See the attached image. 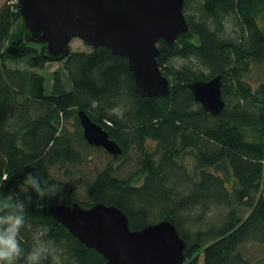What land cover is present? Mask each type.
Returning a JSON list of instances; mask_svg holds the SVG:
<instances>
[{
	"label": "trees",
	"instance_id": "1",
	"mask_svg": "<svg viewBox=\"0 0 264 264\" xmlns=\"http://www.w3.org/2000/svg\"><path fill=\"white\" fill-rule=\"evenodd\" d=\"M202 3L213 25L185 14L190 30L171 45L158 42L170 93L151 97L135 92L128 61L103 46L70 51L63 63L71 88L55 71L46 91L44 76L32 68L49 61L38 45L25 42L16 2L0 5L3 54L31 68L0 59V192L17 191L29 172L55 187V195L25 200V248L39 236L52 242L62 264H106L42 210L50 203L76 201L88 208L104 202L125 212L133 230L171 221L187 243L182 264H264V83L253 88L240 77L250 61L264 60V28L256 19L264 0ZM228 14L239 23L234 37L225 32ZM174 59L185 62L175 65ZM216 75L225 107L214 116L193 100L187 85ZM79 109L122 147L121 155L90 176L78 169L94 149L82 137ZM71 118L74 132L65 127ZM186 153L192 163L183 159ZM132 154L137 169L120 177L112 163ZM221 165L231 179L208 170ZM44 264H53L52 257Z\"/></svg>",
	"mask_w": 264,
	"mask_h": 264
},
{
	"label": "water",
	"instance_id": "2",
	"mask_svg": "<svg viewBox=\"0 0 264 264\" xmlns=\"http://www.w3.org/2000/svg\"><path fill=\"white\" fill-rule=\"evenodd\" d=\"M185 0H16L26 43L52 61L71 54L78 38L91 48L107 47L128 61L134 90L144 97L168 96L170 80L159 68L158 42L173 44L190 30L184 14ZM222 78L195 80L187 85L204 111L217 116L225 107ZM82 137L116 157L122 147L103 126L82 109L77 111ZM85 246L95 249L106 264H182L187 243L171 221L160 220L131 229L128 217L117 206L96 202L83 207L76 201L50 203L42 208Z\"/></svg>",
	"mask_w": 264,
	"mask_h": 264
},
{
	"label": "rangeland",
	"instance_id": "3",
	"mask_svg": "<svg viewBox=\"0 0 264 264\" xmlns=\"http://www.w3.org/2000/svg\"><path fill=\"white\" fill-rule=\"evenodd\" d=\"M12 1V0H11ZM16 2V0H14ZM6 2V0H0V5ZM203 0H188L187 5L185 6V14L187 15H192L193 18L197 20H204L207 24H211V18L204 14L202 10V3ZM256 19L257 22L264 28V5L258 7L256 9ZM224 24H225V32L226 34H229L230 36H235L237 35L239 31V23L236 22V18L234 14H228L224 17ZM19 31V27L14 28L12 36H16ZM5 44L0 46V59L5 61L7 65H10L12 67H18V68H27L31 69L29 65H27V62L24 59L20 60H13L11 58H6L5 55L3 54ZM91 47L88 46L85 42L81 41L78 38H73L70 43V51H90ZM64 60V59H63ZM183 62H185L184 59H174L172 63L175 65H180ZM36 72H38L40 75L44 76V83L46 86V91H50L52 88L53 84V72L59 71L60 74H62L63 77V84L67 89L71 88V84L68 81V76L65 72L64 69V63L63 61H52V62H47L45 65L42 67V69H35ZM242 80L245 82L249 83L253 88H256L260 83H264V60H252L250 61V69L246 73H242L241 76ZM65 127L70 129L72 132L77 130L75 126V120L74 118H71L66 121ZM92 150V153L87 157V161H85L83 164H80L78 169L80 168L81 170L85 171L87 174L93 173L100 171V169L104 168L110 161H111V156L110 154L106 153V151L102 148H95ZM132 159L125 157H122V159L113 162L112 166L113 168L118 169V175L120 177L122 176H128L131 172L135 171L137 169V158L135 155H131ZM183 159L185 161H189L192 163L193 161V155L190 153H186V155L183 156ZM208 170L211 171H216L218 174L227 176H230L231 179V174L229 172V169L226 168V166L221 165L219 168L216 170L212 167H210ZM79 197L83 196L82 190L77 191ZM65 197V195H64ZM202 264V263H201Z\"/></svg>",
	"mask_w": 264,
	"mask_h": 264
},
{
	"label": "clouds",
	"instance_id": "4",
	"mask_svg": "<svg viewBox=\"0 0 264 264\" xmlns=\"http://www.w3.org/2000/svg\"><path fill=\"white\" fill-rule=\"evenodd\" d=\"M33 194L43 199L55 195V187L29 172L17 191L0 192V264H44L50 256L53 264H62L60 257L53 254L51 241L37 236L30 247H24L21 230L26 226L25 200L31 203Z\"/></svg>",
	"mask_w": 264,
	"mask_h": 264
}]
</instances>
